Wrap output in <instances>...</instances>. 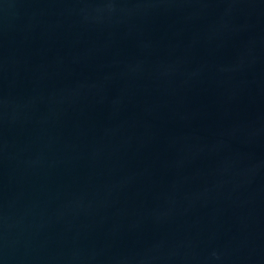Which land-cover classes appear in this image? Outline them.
Returning a JSON list of instances; mask_svg holds the SVG:
<instances>
[{
  "label": "water",
  "instance_id": "1",
  "mask_svg": "<svg viewBox=\"0 0 264 264\" xmlns=\"http://www.w3.org/2000/svg\"><path fill=\"white\" fill-rule=\"evenodd\" d=\"M0 264H264V0H0Z\"/></svg>",
  "mask_w": 264,
  "mask_h": 264
}]
</instances>
